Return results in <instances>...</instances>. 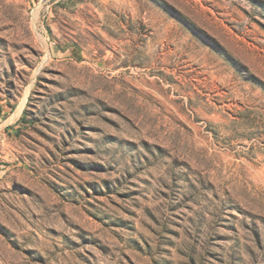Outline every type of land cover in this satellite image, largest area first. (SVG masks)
Instances as JSON below:
<instances>
[{
  "label": "rangeland",
  "instance_id": "374dc122",
  "mask_svg": "<svg viewBox=\"0 0 264 264\" xmlns=\"http://www.w3.org/2000/svg\"><path fill=\"white\" fill-rule=\"evenodd\" d=\"M0 264H264V0H0Z\"/></svg>",
  "mask_w": 264,
  "mask_h": 264
}]
</instances>
